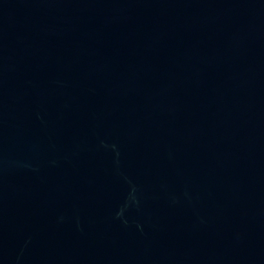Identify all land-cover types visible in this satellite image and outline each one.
Here are the masks:
<instances>
[{
  "label": "water",
  "instance_id": "95a60500",
  "mask_svg": "<svg viewBox=\"0 0 264 264\" xmlns=\"http://www.w3.org/2000/svg\"><path fill=\"white\" fill-rule=\"evenodd\" d=\"M0 264H264V0H0Z\"/></svg>",
  "mask_w": 264,
  "mask_h": 264
}]
</instances>
